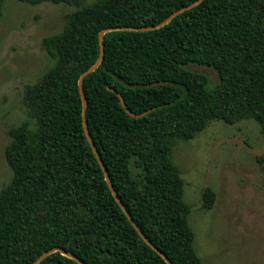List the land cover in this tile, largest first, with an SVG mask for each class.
<instances>
[{
	"label": "trees",
	"instance_id": "trees-1",
	"mask_svg": "<svg viewBox=\"0 0 264 264\" xmlns=\"http://www.w3.org/2000/svg\"><path fill=\"white\" fill-rule=\"evenodd\" d=\"M0 0V19L4 3ZM76 8L43 42L53 66L23 94L25 122L9 130L13 173L0 192V264H32L62 248L86 264H168L113 196L87 139L79 79L100 55L99 33L153 27L197 0H18ZM105 54L83 83L86 119L118 196L172 264H202L189 225L184 180L173 159L212 121L254 120L264 138V0H204L167 25L104 37ZM197 64L216 70L210 87ZM174 85L155 86L160 81ZM117 90L136 114L123 109ZM203 208L211 210L207 190ZM40 264H80L55 252Z\"/></svg>",
	"mask_w": 264,
	"mask_h": 264
},
{
	"label": "rangeland",
	"instance_id": "rangeland-1",
	"mask_svg": "<svg viewBox=\"0 0 264 264\" xmlns=\"http://www.w3.org/2000/svg\"><path fill=\"white\" fill-rule=\"evenodd\" d=\"M96 0H86L92 5ZM76 10L67 4L4 3L0 19V192L13 173L5 150L9 130L25 122L23 94L53 64L43 42L60 34ZM210 87L219 82L216 70L192 64ZM175 164L184 180V200L191 208L188 222L202 264H264V138L254 120L227 125L212 121L192 141L178 142ZM214 194L211 210L203 208L204 193Z\"/></svg>",
	"mask_w": 264,
	"mask_h": 264
},
{
	"label": "water",
	"instance_id": "water-1",
	"mask_svg": "<svg viewBox=\"0 0 264 264\" xmlns=\"http://www.w3.org/2000/svg\"><path fill=\"white\" fill-rule=\"evenodd\" d=\"M204 0H197L196 2L192 3L191 5H188L187 7H184L178 11H176L175 13H173L167 20H165L164 22H162L161 24L157 25V26H153V27H112V28H105L103 29L100 33H99V44H100V55L99 58L97 60V62L87 71H85L80 79H79V90H80V94H81V98H82V102L83 103V123H84V129L86 132V136L87 139H89V143L92 146V149L94 151V154L96 155L100 166L102 167V170L104 172L105 175V179L106 182L109 185V188L113 194V196L115 197V199L117 200V202L119 203V205L121 206L122 210L124 211V213H126L128 219L131 221V223L133 224V226L136 228V230L138 231V233L141 235V237L143 238V240L149 245L151 246L155 251H158V253L166 260V262L168 264H172V262L167 258V256L165 254L162 253V251H160L146 236L145 234L141 231V229L138 227V225L136 224V222L133 220L132 216L130 215V213L128 212V210L126 209V207L124 206L123 202L121 201L120 197L118 196L113 184L111 183L110 180V176L108 174V171L104 165V162L99 154V152L97 151L96 145L93 142V139L89 133L88 130V126H87V119H86V111H87V103L86 102V96L84 93V89H83V83H84V79L91 73H93L94 71H96L98 69V66L101 65L103 59H104V54H105V45H104V37L107 33L110 32H116V31H136V32H144V31H151L160 27H163L165 25H167L169 22H171L175 17H177L178 15L182 14L185 11H188L190 9H192L193 7H195L196 5L200 4L201 2H203ZM174 85V82L171 81H160V82H155L152 84L153 87L155 86H163V85ZM108 90L115 93L119 99L120 102L122 103V107L124 109V111L131 117L133 118H143L145 116H147L149 113L155 111V109H150L146 112L140 113V114H136L131 112L128 108H127V103L125 102L123 96L115 89H113L112 87L108 86ZM55 252H60L62 255L71 258L75 261H77L80 264H86L84 263L82 260H80L77 256H75L73 253L68 252L62 248H55L52 249L44 254H42L39 258H37L32 264H40L45 258H47L49 255L55 253Z\"/></svg>",
	"mask_w": 264,
	"mask_h": 264
}]
</instances>
